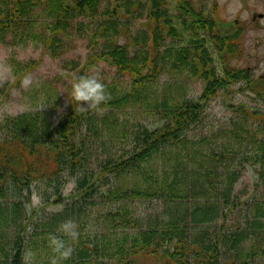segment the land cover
I'll return each instance as SVG.
<instances>
[{"label": "rangeland", "instance_id": "1", "mask_svg": "<svg viewBox=\"0 0 264 264\" xmlns=\"http://www.w3.org/2000/svg\"><path fill=\"white\" fill-rule=\"evenodd\" d=\"M178 1L159 2L165 9V14L158 18L161 26L158 42L160 50L168 46L177 47L182 43L183 21L192 19L188 16V11H202L207 18L214 20L215 33L232 35L239 45L238 51L225 52L222 57L210 47L213 65L219 75L224 68H247L252 72L254 80L264 83V0H186L187 11L178 6ZM149 4L150 0H98L92 13L76 15L69 21L57 56L44 50L43 44L35 40L33 34L25 40L20 30L8 33L5 41H0V62L11 68L12 75L0 87V109H7L18 113L17 115H37L52 126L67 109L71 85L79 73L99 72L111 98L99 109L87 111L77 140L84 142L87 154L90 158L92 155L93 160L95 156L98 160H104L109 155L120 156L130 152L135 142L140 144L142 128L153 127L161 121V112L166 107L164 100L172 103L185 97L195 99L204 86L203 79L187 70L173 67L171 60L160 66L154 80L139 83L135 89L132 87L130 71L118 69L104 57L94 59L92 64L84 68L86 60L95 52H100L109 39L126 45L129 55L145 47L155 21L147 16ZM109 19L117 23V27L120 26L116 33L108 28ZM169 24L173 25L171 32L167 31ZM143 32L146 33L147 41L141 43L140 36ZM205 36L209 38V35ZM146 71V68L142 70ZM29 74L36 83L25 91L21 88V80ZM244 85L242 81L232 82L219 89L205 106L201 119L188 130L185 144L157 150L142 164L141 170H132L118 179L113 173L101 195L84 198L83 201L87 203L83 205H86L88 213H85L86 220L83 222H93L96 220L94 214L126 203L130 208L128 223L139 215L141 218L137 217L134 221H138L142 228L156 225L158 220L162 221L160 224L164 227L169 221L191 227L192 210L196 205L194 202L201 203L203 199L196 201L191 195L180 198L188 191L202 198L201 193L196 191L206 187L211 181L221 188L228 182L229 173L234 172L235 180L230 181L233 187L231 198L235 199L230 206L235 205L236 208L230 207L223 234L229 235L237 230L236 224L239 228L243 227L245 218L252 217L254 213V202L264 193L259 174L263 172L264 166V156L260 157L264 153L260 148L264 145V102L248 87L243 89ZM257 89H261V86L257 85ZM124 92L132 97L117 105L114 98ZM12 117L6 116L0 120V159L4 157L5 151L8 154L12 151L13 138L8 125ZM30 158V170L36 173L28 179L30 190L24 189L21 193L14 194L9 188L5 200H20L28 218V221L25 219L28 228L23 234L22 243L23 264H49L53 253L49 247V237L43 233L49 227L43 226L41 219L62 210L65 202L75 199L71 194L75 192L77 174L72 172L67 163H62L59 165L62 169L51 174L53 178L48 175L49 170L57 165L53 164L51 154L44 149L39 150L37 157ZM94 163L93 161L92 165ZM16 170L23 171L21 167ZM147 173L157 175L153 176L156 180L146 183L144 180ZM191 180L194 185L190 188ZM152 181L155 182L151 184L150 190L155 192L152 197L131 195L116 198L111 195V190L116 185L125 189L138 186L135 185L137 183L146 188ZM9 183L6 180V186ZM76 200L82 202L80 196ZM221 200L219 197L217 201ZM166 218L168 220L163 224ZM75 223L79 230L80 222ZM220 224L221 219H218L213 224L203 225L208 227L212 236L219 235L221 238ZM128 225L130 224H127V229L130 228L131 231ZM255 225H246L249 231L237 246L232 247L230 241L224 244L221 239V248L225 252L222 260L234 258L236 261L244 260L246 264H264V222L259 227ZM22 228L23 224L18 227V232ZM190 230L194 232V229ZM157 231L161 233V229ZM117 234L115 238L118 243L127 236L124 245L130 246L132 237L123 233L122 228L117 230ZM11 235V231L6 236L0 233V260ZM112 241L115 242L114 239ZM114 246L115 244L111 247L112 250ZM120 257L127 259L129 264L164 262L158 253L142 252L126 253L118 258L103 257L94 261L88 258L83 264H118Z\"/></svg>", "mask_w": 264, "mask_h": 264}, {"label": "trees", "instance_id": "2", "mask_svg": "<svg viewBox=\"0 0 264 264\" xmlns=\"http://www.w3.org/2000/svg\"><path fill=\"white\" fill-rule=\"evenodd\" d=\"M98 0H0V41H5L8 33L20 30L25 40L35 37L43 44V49L53 56H57L60 44H63L62 35L67 31L69 21L74 16L82 13H92ZM160 0H150L147 16L153 18L154 26L150 28L149 39H146V33L140 36L141 43H146L145 47L139 48L136 53L128 54V47L124 44L114 43L109 39L101 51L95 52L86 60L84 68L94 59L104 57L113 65L122 71H130L132 74V87L135 89L139 83H145L154 80L159 68L165 65L167 61H172L173 67L189 71L192 75L204 80V86L200 94L195 99L185 97L177 102L168 103L164 100L166 106L161 112V121L153 127L144 126L142 128V139L140 144L134 143L130 152L120 156L109 155L104 160H98L95 156L87 154L88 150L84 142L77 140L79 130L83 124L87 111L82 112L79 104L72 100L67 109L61 113L57 122L52 126L46 124L44 120L39 119L37 115L27 113L13 116L8 123L11 127L13 138L12 151L8 154L4 152V157L0 159V233L4 236L11 231V240L7 241L6 251L0 264H23V234L28 225L26 223V214L20 200L7 201V190L11 188L14 194L21 193L24 189L29 191L30 184L28 179L30 175H36L30 170V157H37L40 149L46 150L51 154L53 168L48 173L61 170L59 166L67 163L72 172L77 174L75 192L71 194L75 199L65 202L62 212L58 211L44 217L42 225L49 227L44 233L45 236H61L66 243L74 248L72 256L62 262V264H83L91 258L92 261L107 257L118 258L126 253H158L163 257V264H246L244 260L236 261L233 259L222 260L225 254L221 248L222 243L230 241L232 247L237 246L243 241L248 233L247 224H256L259 227L264 222V193L254 202V213L252 217L245 218V225L241 228L236 224L237 230L230 232L229 235L223 234V226L226 218L229 216L230 203L235 198H231L233 187L230 179L235 180L234 172L229 173V180L221 188L211 181L206 187L196 191L201 193L202 198L192 195L189 191L180 199L191 195L196 201L203 199V202H194L196 205L192 210V226L187 227L184 223L169 221L165 227L160 224L161 220L153 226L142 228L138 221H134L141 216L132 218L129 221L130 208L124 203L120 207H108L100 211L96 220L83 222L87 202L84 198H91L94 195H101L105 186L110 183V176L115 174L117 179L122 174H127L132 170H141L142 164L156 152L164 147L183 145L187 141L186 134L188 130L197 123L203 114L205 106L212 99L217 91L229 83L244 82L243 89L247 87L264 102V83L254 80L252 72L247 68H224L223 73L219 75L213 65V55L210 47L218 51L221 57L227 53L238 51L239 45L232 38V35L215 33L216 24L211 18H207L202 11L190 9L188 16L192 19L183 21L182 25V43L178 46H168L160 50L158 46L160 35L159 17L165 14V9L159 4ZM186 0H179L178 6L187 11ZM151 18V19H152ZM165 23L164 21H162ZM153 23V22H152ZM108 28L116 33L119 29L117 23L107 21ZM167 31L173 30V25L169 24ZM209 35L207 38L205 35ZM235 34V33H234ZM233 34V35H234ZM231 38L233 41H231ZM214 43V45H213ZM225 63L224 60H221ZM146 68V72L142 70ZM85 72L79 73L84 75ZM257 85L261 89H257ZM131 94L124 92L121 96L114 99L117 105L126 102L131 98ZM245 107V105H244ZM264 152V145L260 146ZM1 149V146H0ZM264 153L260 155L262 158ZM92 159V160H91ZM91 160V161H90ZM95 162L92 165V162ZM264 161V159L262 160ZM90 162V163H89ZM21 167L23 171L18 172ZM79 168V169H75ZM37 171V169H34ZM263 173V174H262ZM260 174V183L264 186V166ZM151 173L145 176L146 183L150 180H156ZM53 178V177H52ZM6 180H9V186H6ZM146 188L142 184L120 189L119 185L113 187V193L116 198H127L131 195L152 197L154 191H151V184ZM194 182L190 181V188ZM256 186V185H255ZM110 190V188H108ZM163 191V190H162ZM77 196L82 198V202L76 200ZM112 197V196H111ZM221 197V202L218 198ZM179 199V200H180ZM221 203L225 205L222 206ZM93 204V202H92ZM231 208L235 209L233 205ZM93 216V217H94ZM221 219L219 235L212 236L208 227L203 224H213ZM79 221L80 233L78 241L73 243L69 237L62 236L59 227L65 221ZM166 218L163 224L167 221ZM28 221V218H27ZM142 222V220H140ZM49 223V226L47 225ZM23 224V228L18 232V227ZM128 227H131L127 229ZM211 226V225H210ZM95 227V229L93 228ZM122 228L123 233L132 237L130 246L125 247V236L119 243L115 238L117 230ZM194 229V232L190 229ZM161 229V233H158ZM116 231V232H115ZM191 237V238H189ZM115 240L113 242L112 240ZM114 250H112V246ZM164 248V250H160ZM225 251V250H224ZM120 257L118 264H129L128 260ZM236 259V258H235Z\"/></svg>", "mask_w": 264, "mask_h": 264}, {"label": "clouds", "instance_id": "3", "mask_svg": "<svg viewBox=\"0 0 264 264\" xmlns=\"http://www.w3.org/2000/svg\"><path fill=\"white\" fill-rule=\"evenodd\" d=\"M12 70L0 62V87H3L11 78ZM36 81L33 77L25 75L21 80V88L25 91L30 90ZM71 98L80 105V110L95 111L103 104L110 100V94L107 92L106 85L103 82L99 72L93 74H84L75 78L71 85ZM18 113L10 112L7 109H0V120L6 116H14ZM99 114H102L99 113ZM78 225L71 220L65 221L60 225L59 231L62 236L69 237L73 243L78 241L80 233L78 232ZM49 247L53 253L49 264H62L63 261L68 260L74 248L71 244L66 243L61 236L51 235L49 237ZM34 255V254H33Z\"/></svg>", "mask_w": 264, "mask_h": 264}]
</instances>
